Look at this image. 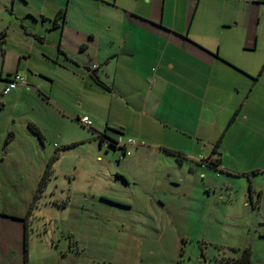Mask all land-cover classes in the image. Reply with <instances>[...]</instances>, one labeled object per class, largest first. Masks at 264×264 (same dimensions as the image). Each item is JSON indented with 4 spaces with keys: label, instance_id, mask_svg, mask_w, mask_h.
Here are the masks:
<instances>
[{
    "label": "rangeland",
    "instance_id": "1",
    "mask_svg": "<svg viewBox=\"0 0 264 264\" xmlns=\"http://www.w3.org/2000/svg\"><path fill=\"white\" fill-rule=\"evenodd\" d=\"M29 1L31 5L26 4ZM58 1L49 0L46 11L52 14L51 8ZM61 2L64 9L70 7L72 21L67 31L84 33L97 29L98 37V32L105 37L116 33L115 28L107 30L111 26L108 21L111 11L122 13L124 6L137 10L134 1L119 5L115 0ZM41 5L42 0H24L19 3L23 11L18 10L16 16L29 24L28 14H32L27 13V8L40 19ZM252 10L257 14L260 31L257 54L261 55L263 65L264 0L252 2ZM206 13L212 14L209 10ZM18 41L19 37L13 34L7 69L14 64ZM36 63L57 78L54 103L63 105L65 111L61 112L41 93V90L48 92L49 80L38 77L36 81L29 73V79L42 87L23 86L9 96H1L0 92V100H4L0 101V264H26V229L29 231L27 264H222V258L238 257L245 247L252 249V264H264V134L258 138L261 141L252 143V162L225 155L223 166L229 172L220 177L201 168L189 175L187 169L184 172L179 170L181 167L174 168L175 159L161 161V166L168 162L166 165L178 171L183 185L171 184L166 174L160 173V190L173 193V199L154 191L152 194L159 196L155 203L163 204L160 199L164 198L168 207L148 210L146 206L151 198L145 200L143 196L147 194L139 190L130 192L126 182L116 175L123 170L132 172V164L126 167L123 164L118 169L114 159L123 158L122 151L116 152L99 142L98 135L104 132L117 137L111 129L115 124L107 130L102 122L99 124L108 115L107 101L111 98L93 95L88 84L86 93L66 91L62 78L71 75L67 68L60 63L47 64L42 58L36 59L33 67ZM233 73L242 75V71ZM260 95L264 98L262 81L256 84L257 101ZM250 100L249 113L252 107L256 113L264 109L261 104L252 105ZM85 115L92 119L93 127H85L78 121V116ZM29 122L44 130V144L30 130ZM233 125L229 145L234 148L247 124ZM255 126L264 127V120L257 118ZM99 128L103 132H97ZM11 131L15 139L7 143ZM67 142L76 145L64 150L62 146ZM55 152H59V159L31 213L34 195ZM107 160H114L115 171L106 164ZM151 165H156L153 159ZM138 172L143 173L141 168ZM248 173L256 175L252 177L257 190L255 203L249 206L245 205L248 196L245 189L251 182ZM145 187L147 191V184ZM105 196L138 200L133 208L118 207L103 202L101 198Z\"/></svg>",
    "mask_w": 264,
    "mask_h": 264
},
{
    "label": "crops",
    "instance_id": "2",
    "mask_svg": "<svg viewBox=\"0 0 264 264\" xmlns=\"http://www.w3.org/2000/svg\"><path fill=\"white\" fill-rule=\"evenodd\" d=\"M131 1L136 3L137 10L124 6L122 13L111 11L108 14L111 26L107 30L115 28L116 33L105 37L98 32V37L97 29L85 30L84 33L67 31L72 21L70 7L65 9L66 20L62 22L58 17L60 10L64 9L61 0L52 6V14L46 11L49 0H42L40 19L27 8V13L32 14H28L31 24L16 16L18 10L23 11L19 3L21 5L24 0H0V34H6L0 50V92L3 93L6 79L17 72L26 75L27 85L24 87L36 84L35 80L29 79V73L36 81L38 77L49 80L48 92L41 90V93L47 95L49 103L61 112L65 111L63 105L54 103L57 78L37 63L38 68L33 67L36 59L42 58L47 64L60 63L69 70L71 75L62 78L66 91L86 93L88 84L93 95L109 96L108 115L99 120V124L102 122L106 130L115 124L119 131L137 142V146L130 149L131 155L114 159L118 169L131 163L134 170H123L116 175L126 182L130 192H145L144 199L149 201L151 198L146 209L155 211L160 207L167 208L168 202L161 198L163 204L155 203L159 196L152 194L154 191L170 195L168 200L173 199V193L160 190V173L166 174L171 184L183 185L182 177L166 165L168 162L161 166V161L175 159L167 150L184 155L183 162H175L173 166L181 167L179 170L184 172L187 169L186 174L189 175L201 168L220 177L225 171L229 172L223 166L225 155L252 162V143L261 141L258 138L264 134V127L255 126L257 118L264 120V109L256 113L252 107L249 113L251 98L252 105L264 107V98L260 95V101H257L255 96L256 84L264 82V77L259 76L256 82L253 80L264 65L261 55L257 54L260 31L257 14L252 10V2L260 0H115V3L130 4ZM26 4L31 5L30 1ZM206 10L212 13L211 16ZM13 34L19 37V49L13 54V66L7 69ZM41 65L45 67L43 63ZM233 71H242V75ZM36 87L42 85L36 84ZM12 93L14 91L1 96ZM236 110L238 115L232 120ZM80 118L78 116L79 122ZM234 123L247 125L243 127L245 132L241 134V140L233 148L229 143ZM39 129L45 143L44 130ZM97 132H103L102 128ZM113 132L117 136L118 133ZM9 133H13L11 142L15 134ZM217 143L219 154L213 158L220 157L219 168L223 172L198 167L195 164L197 158L200 155L212 156ZM73 144L75 142H67L62 148L65 150L76 145ZM97 159L102 161L100 157ZM152 159L153 163L156 162L154 167ZM114 160L106 163L113 171ZM139 168L142 174H138ZM248 174L254 200L257 190L252 176L256 175ZM245 190L248 195L245 205H252L250 192ZM105 197L122 206L106 200L103 202L127 208H133L138 200L133 197L129 200Z\"/></svg>",
    "mask_w": 264,
    "mask_h": 264
},
{
    "label": "trees",
    "instance_id": "3",
    "mask_svg": "<svg viewBox=\"0 0 264 264\" xmlns=\"http://www.w3.org/2000/svg\"><path fill=\"white\" fill-rule=\"evenodd\" d=\"M58 17L61 18L62 22H65V20H66V10L65 9L60 10V12L58 13ZM5 35L6 34L4 32H2L0 34V50H2V46L4 44ZM263 71H264V65L261 68L259 75L256 76V77H253V80L255 82L258 81L259 76H261ZM237 115H238V110H236L234 112V114L232 116V120L236 119ZM29 128H30V130L33 133H35L39 137L41 143L43 144L44 143V137H43L40 129L33 123H29ZM111 129L114 130L115 132H117L118 136L130 137V136L124 135V133L119 131L117 128L111 127ZM100 135H105V137H108V138L112 139V136L108 135L107 132H104V134H100ZM12 137H13V133H9L8 136H7L6 142L8 143L12 139ZM131 138H133V137H131ZM73 145H75V144H73ZM112 146H114V145H112ZM68 147H70V146H68ZM134 147H136V146H134ZM134 147H131V148H134ZM218 147H219V143H217L215 145V147L213 149L212 156L206 157V156L200 155V157L197 158V161L195 162V164L198 167H200V166L201 167H209V168L215 169V170H217L219 172H223L222 169L219 168L221 166L220 157L213 158V156H215V154H219V152L217 151ZM131 148H129V146H128L126 149L124 147H117V148H111V149H113L116 152H121L122 151V155H125V157H126V156H129V155H126V151L128 149L130 150ZM167 152H168V154H171L172 156H174L175 160L177 162H179V163L183 162V160L185 159V157H184V155L182 153L177 152L175 150L174 151L173 150H167ZM58 156H59V152H55L51 156V158H50V160L48 162V165H47V169L45 170V172H44V174L42 176L41 182L39 184V189H38L39 193H41L45 189V187L47 186V184H48V182L50 180V175H51V173L53 171L54 162L57 160ZM201 161H207V163L203 165V163ZM248 190L250 192L251 202L254 204L255 200L252 199V183L251 182H250V184L248 186ZM36 199H37V196H35L34 202H35ZM101 200H103V199H101ZM108 201L122 206V204H120V203H117V202H114V201H111V200H108ZM34 202L31 205V209L34 207ZM25 252H26V264H27V257L29 256V242H28L27 230L25 231ZM183 252H184V250H183ZM97 264H100V263H97ZM222 264H252V249L250 247H245V248H243V250L241 251V254L238 257H234V256L231 257L230 256V257L222 258Z\"/></svg>",
    "mask_w": 264,
    "mask_h": 264
},
{
    "label": "built area",
    "instance_id": "4",
    "mask_svg": "<svg viewBox=\"0 0 264 264\" xmlns=\"http://www.w3.org/2000/svg\"><path fill=\"white\" fill-rule=\"evenodd\" d=\"M27 85V78L26 75H24L22 72L14 73L11 78H9L7 85L3 89L4 94H9L12 91L21 88L22 86ZM80 123L88 128H91L93 126V121L89 116H83L80 118ZM104 146L109 148L110 146L114 145L115 147H124L125 149L129 146V148L137 146V142L134 138L131 137H124V136H118L114 139L106 138L105 141L102 142ZM131 151L128 149L126 151V155H130ZM125 157V155H123ZM202 160V159H201ZM204 164L207 163V161H201Z\"/></svg>",
    "mask_w": 264,
    "mask_h": 264
},
{
    "label": "flooded vegetation",
    "instance_id": "5",
    "mask_svg": "<svg viewBox=\"0 0 264 264\" xmlns=\"http://www.w3.org/2000/svg\"><path fill=\"white\" fill-rule=\"evenodd\" d=\"M9 80V78H7L6 79V81H8ZM7 85V84H6ZM5 85V86H6ZM5 88V87H4ZM4 94V93H3ZM10 94V93H9ZM4 95H8V94H4ZM101 134H103V133H101ZM98 138L100 139V143H102L103 141H105V139L106 138H108V137H105V135H98ZM115 137L114 136H112V139H114ZM109 148H116L115 146H110ZM49 162V161H48ZM55 163V162H54ZM47 165H48V163H47ZM53 168H54V165H53ZM52 175V174H51ZM51 175H50V178H51ZM48 185V184H47ZM47 187V186H46ZM45 187V188H46ZM38 189H39V186H38V188H37V191H36V193H35V195H34V199H35V196H37V199L36 200H38L39 198H40V196H41V193L44 191H42L41 193H39V191H38ZM39 193V194H38ZM101 199H103L104 201L106 200L107 202H110V201H108L107 199L108 198H101ZM36 200H35V202H34V200H33V202H34V207L31 209V213L33 212V210H34V208H35V204H36ZM32 202V203H33ZM110 203H112V202H110ZM32 205V204H31ZM27 230V233H28V242H29V231H28V229H26Z\"/></svg>",
    "mask_w": 264,
    "mask_h": 264
},
{
    "label": "water",
    "instance_id": "6",
    "mask_svg": "<svg viewBox=\"0 0 264 264\" xmlns=\"http://www.w3.org/2000/svg\"><path fill=\"white\" fill-rule=\"evenodd\" d=\"M8 82V81H7ZM113 127V126H112ZM113 128H118V126L117 125H114V127Z\"/></svg>",
    "mask_w": 264,
    "mask_h": 264
},
{
    "label": "clouds",
    "instance_id": "7",
    "mask_svg": "<svg viewBox=\"0 0 264 264\" xmlns=\"http://www.w3.org/2000/svg\"><path fill=\"white\" fill-rule=\"evenodd\" d=\"M17 90V89H16ZM13 92V91H12Z\"/></svg>",
    "mask_w": 264,
    "mask_h": 264
}]
</instances>
